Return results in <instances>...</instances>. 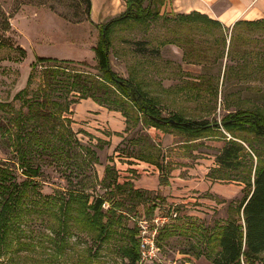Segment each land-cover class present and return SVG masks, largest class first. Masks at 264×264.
<instances>
[{"label": "rangeland", "instance_id": "obj_1", "mask_svg": "<svg viewBox=\"0 0 264 264\" xmlns=\"http://www.w3.org/2000/svg\"><path fill=\"white\" fill-rule=\"evenodd\" d=\"M148 4L149 0H146L143 6ZM0 5L11 22V29L5 36L7 43L0 44V100L10 103L0 110V117L8 129L6 132L0 128V160L14 156L9 135L4 133L16 132L13 119L24 102L30 105L36 99L42 100L43 93L38 94V88L43 78L52 80L50 71L55 67L60 74L54 80L63 82L57 83L50 98L62 106L70 102L69 111L54 104L55 116L38 120L31 117L26 124V129H30L32 123L37 122L40 131L53 136L51 145L54 147L38 153L33 164L40 166V172L32 179L44 195L59 192L62 199L68 197L70 190L83 189L89 192L93 201L105 192V168L116 162V152L138 159L150 151L156 155L165 154L158 139L159 133L166 131L178 135L179 140L187 139L175 128L153 126L158 123L139 113L129 101L131 106L123 109L128 117L126 132L129 135L114 151L108 142H100L85 122H81V126L75 123L72 109L80 94L73 91V87L63 85L72 81L77 73L84 76L98 74L94 46L100 38V24L117 16L97 25L86 18L83 0H0ZM150 8L156 10L160 6L155 2ZM222 30L224 35H229L221 36ZM230 33L231 30H216L200 19L186 20L172 12L165 16L123 20L110 26V63L121 80L131 83L152 99L165 120L176 118L215 123L239 108L264 110V70L252 58L247 64L241 58L253 49L263 51L264 42H239L233 53L237 60L233 61L228 55ZM16 46L26 48V54L21 55ZM38 57L54 58L55 61L37 62ZM31 73L33 77L28 85ZM25 87L26 91L18 93ZM28 107L22 108V112L27 113ZM14 160L17 162L16 157ZM114 168L108 180L115 177L124 187L119 195L128 206H136L138 215H125L105 241H98L94 231L68 217L70 229L63 235L60 225L63 215L56 207L53 209L45 204L43 211L38 202L33 206L32 201H38L41 195L31 187L29 195H25L29 200L24 204L26 214L22 221L12 225L18 228L12 232L8 243L0 246V264H128L130 260L123 256L120 247L128 242V231L134 226V218L145 215V209L154 202L158 203L160 212H166L168 203L165 197L158 198L153 192L139 195L134 186L128 185L129 175ZM16 171L19 181H30L18 168ZM236 201L230 209L225 206L216 210L212 218L205 219V224H199L197 219L173 220L158 238L159 259L149 264H165L176 250H202L214 225L235 213L232 208ZM225 216L228 218L224 219ZM169 232L173 234L169 236ZM257 260L264 264V253Z\"/></svg>", "mask_w": 264, "mask_h": 264}, {"label": "trees", "instance_id": "obj_2", "mask_svg": "<svg viewBox=\"0 0 264 264\" xmlns=\"http://www.w3.org/2000/svg\"><path fill=\"white\" fill-rule=\"evenodd\" d=\"M83 1L86 4V18L91 20L92 0ZM145 1L127 0V9L121 15L111 19L104 25L100 24V38L97 45L94 46L98 74L89 73L90 76H84L82 73H77L72 77V81H68L67 85L63 86L67 87L69 85L73 87V91L80 94L75 102L91 97L110 109L121 111L127 120V114L123 112V109L131 106L127 102L129 101L139 113L158 123L153 124V126L175 128L185 132L191 139L208 136L224 137L226 144L217 155L220 168L216 169L214 177L238 178L245 183V186L242 189V198L232 208L235 213L230 214L226 221L214 225V229L207 236V243H204L205 248H203V251L206 257L211 260V264H263V262H257V259L264 253V110L239 108L230 111L222 119V125L218 121L213 123L207 120H177L176 118L165 120L161 118L160 111L152 102V99L147 98L131 83L121 80L110 63L112 43L109 30L112 24L131 18L143 19L152 15H166V13L161 14L164 0H149L147 7L143 6ZM155 2L160 6V9L150 8ZM179 16L186 20L200 19L216 30H231V51L228 55L233 61L237 60L233 53L239 42H243V44L244 41L246 43L252 41L256 44L264 42V18L240 19L230 28L220 20L213 19L197 11L189 14H179ZM10 29V16L0 5L1 45L7 43L5 36ZM228 35V33L224 35L222 30L221 36ZM16 48L21 55L26 54V48L22 46H16ZM241 58L246 64L251 62L249 58H252L257 66H261V69L264 70V50L258 52L253 49L248 54L241 55ZM48 60L55 61L54 58L46 57H38L36 61L45 62ZM55 69L57 68L55 67L54 70L50 71L52 80L43 78L42 83H40L38 94L43 93L42 100L36 99L30 105H26V102H24L13 119L16 132L4 133L6 136L9 135L7 138L12 143L13 157H16L17 162L13 157L0 160V246L8 243L12 232L18 228L12 225L14 223L18 224L20 220L22 221V216L26 214L27 210H25L26 206L24 204L25 201L29 200L25 198V195H29L28 191L31 187L35 188L41 195L37 199L38 201L31 200L33 206L38 202L41 210H43L46 204L53 207V209L56 207L58 213L63 215L60 222L61 227H63L61 230L63 235L70 229L69 223L67 224L69 218L72 222L83 223L82 227L86 228L87 226L94 231L98 241H105L112 234V228L125 215H131L132 213H134V216L138 215L136 206H128L119 195L124 187L118 183L115 177L108 180V175L115 169L114 165L106 166L105 192L103 195H97L93 201H91L89 192L83 189L70 190L68 197L62 199L59 192L44 195L38 188L39 184L33 181L32 178L40 172V166H33L38 153L52 149L54 146L51 145L53 136L40 131V125L37 122L32 123L30 129H26L28 120L31 117L38 120L45 117L50 119V116H55L56 112L54 113V108H52L54 104L63 107L64 111L70 109V102H66L62 106L55 99L50 98L52 91H56L57 83L63 82L60 79L58 81L54 80V77L60 74ZM32 77L33 73H31L28 85L31 83ZM26 88L18 93L26 91ZM7 105H10V103L0 100V110ZM26 106H29L28 111L24 113L22 108L24 109ZM59 115L62 117L63 114L59 113ZM0 128L8 132L2 117H0ZM224 130L231 135L230 138ZM6 136L3 138H6ZM159 155L150 151L148 154L143 155L142 159L159 166L161 169L160 182L164 185L168 183V178L166 167L160 162ZM8 163L12 165L10 166ZM16 168L30 181L25 179L19 181ZM128 185L133 186L130 182ZM135 192L142 195V192L146 191L135 189ZM157 196L162 198L160 194H157ZM58 200H60V203L57 202ZM106 204H108L107 208H105ZM158 208V203L154 202L145 209V215L138 217H152L155 213L160 212V208L156 211ZM74 212L76 214H73ZM58 219L61 220V217ZM162 233L164 234V230L161 231L159 237ZM167 234L171 236L173 233L169 232ZM120 250L125 258H129L130 262L128 264H137L139 241L138 228L135 223L133 228L128 231L127 244L121 246ZM213 251L214 253H212Z\"/></svg>", "mask_w": 264, "mask_h": 264}, {"label": "crops", "instance_id": "obj_3", "mask_svg": "<svg viewBox=\"0 0 264 264\" xmlns=\"http://www.w3.org/2000/svg\"><path fill=\"white\" fill-rule=\"evenodd\" d=\"M126 9L127 0H92L91 21L100 24L108 18L119 16ZM194 11L232 27L240 19L264 18V0H164L161 7V14L172 12L179 15ZM72 110L75 123L81 126V122H85L100 142H108L112 151L123 145L129 135L126 132L128 123L124 114L91 97L80 99ZM153 128L155 129H150ZM224 132L231 137L227 131ZM159 136L161 144L158 145L166 154H160V162L166 167L167 184H161V169L157 164L130 158L124 152H116L118 156L112 165L121 169L123 174L129 175V182L135 189L162 195L168 205H178V219H197L199 224H205V219L212 218L216 210L225 206L230 209L237 198H242V189L245 186L242 180L214 177L216 169L220 168L217 155L226 144L224 137L191 139L186 135V140H179V136L171 131L159 133ZM153 141L156 139L153 138ZM120 160L127 162L122 163ZM158 210L159 208L156 211ZM203 247L205 246H202V250L198 248V251L176 250L165 264H211Z\"/></svg>", "mask_w": 264, "mask_h": 264}, {"label": "built area", "instance_id": "obj_4", "mask_svg": "<svg viewBox=\"0 0 264 264\" xmlns=\"http://www.w3.org/2000/svg\"><path fill=\"white\" fill-rule=\"evenodd\" d=\"M179 216L178 205L169 204L166 212L155 213L152 217L141 216L134 219V223L138 228V264L154 263L159 259L161 252L158 242L159 234Z\"/></svg>", "mask_w": 264, "mask_h": 264}, {"label": "water", "instance_id": "obj_5", "mask_svg": "<svg viewBox=\"0 0 264 264\" xmlns=\"http://www.w3.org/2000/svg\"><path fill=\"white\" fill-rule=\"evenodd\" d=\"M222 125V122H219Z\"/></svg>", "mask_w": 264, "mask_h": 264}]
</instances>
